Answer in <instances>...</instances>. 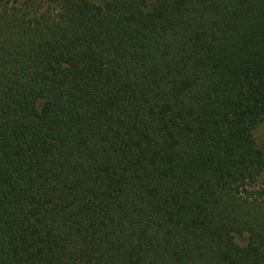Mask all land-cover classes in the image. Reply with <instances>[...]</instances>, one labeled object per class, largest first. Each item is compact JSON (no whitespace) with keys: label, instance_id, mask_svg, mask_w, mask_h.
Returning <instances> with one entry per match:
<instances>
[{"label":"trees","instance_id":"16d2710c","mask_svg":"<svg viewBox=\"0 0 264 264\" xmlns=\"http://www.w3.org/2000/svg\"><path fill=\"white\" fill-rule=\"evenodd\" d=\"M262 123L264 0H0V264H264Z\"/></svg>","mask_w":264,"mask_h":264},{"label":"rangeland","instance_id":"374dc122","mask_svg":"<svg viewBox=\"0 0 264 264\" xmlns=\"http://www.w3.org/2000/svg\"><path fill=\"white\" fill-rule=\"evenodd\" d=\"M253 134H254L258 147L264 151V123L258 125L253 130ZM236 241L239 245L245 246L248 241V236L247 235L237 236Z\"/></svg>","mask_w":264,"mask_h":264}]
</instances>
